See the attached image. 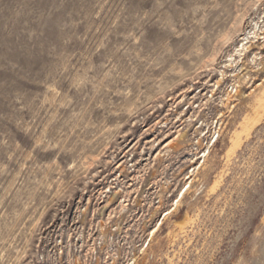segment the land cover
Returning <instances> with one entry per match:
<instances>
[{
  "label": "rangeland",
  "instance_id": "obj_1",
  "mask_svg": "<svg viewBox=\"0 0 264 264\" xmlns=\"http://www.w3.org/2000/svg\"><path fill=\"white\" fill-rule=\"evenodd\" d=\"M256 1L0 0V264L117 174L128 222L156 230L136 264H264L263 40L235 52ZM217 125L199 166L194 133Z\"/></svg>",
  "mask_w": 264,
  "mask_h": 264
},
{
  "label": "built area",
  "instance_id": "obj_2",
  "mask_svg": "<svg viewBox=\"0 0 264 264\" xmlns=\"http://www.w3.org/2000/svg\"><path fill=\"white\" fill-rule=\"evenodd\" d=\"M213 126L210 132L206 128L197 129L199 131L194 133L192 149L195 148L193 152L196 154L193 156L199 166L204 164L210 149L218 142L220 125L216 129ZM121 176L113 175L92 193L81 196L71 206L72 214L64 215V220L53 229L52 234L39 238L35 253L27 254L22 264H136L137 259L148 252L155 230L147 234L145 228L128 222V217L132 218L130 205L133 197L129 196V188H123L120 183ZM187 182L171 208L161 214L158 225L178 205L180 197L192 188H189L192 178ZM163 199L158 195L154 201L157 213L163 209ZM116 210L119 211L111 213ZM105 213H108L107 216Z\"/></svg>",
  "mask_w": 264,
  "mask_h": 264
},
{
  "label": "bare ground",
  "instance_id": "obj_3",
  "mask_svg": "<svg viewBox=\"0 0 264 264\" xmlns=\"http://www.w3.org/2000/svg\"><path fill=\"white\" fill-rule=\"evenodd\" d=\"M257 3H261L260 2V0H257L256 1ZM258 6V5H257ZM258 9V8H257ZM264 18V17H263ZM261 19V17H259L258 18V21H256L255 19H252L251 20V24L253 25V30L254 29H258V31L256 32V31H254V32H249V31H245L244 30V27H243V33L241 34V36L242 37H240L241 39H240V43H242V45H241V47L240 48H236L235 49V52L236 53H238V55H239V60L241 59L242 61L244 60V57H246L247 56V54L252 50V45H255L257 42H259L260 40H263V44H264V34L262 33V31H261V27H259V23L261 22V23H264V21H261L260 20ZM241 24L242 23H240V26H241ZM243 25V24H242ZM251 25V26H252ZM239 31V29H237V28H235V32L233 33V34H235L236 32H238ZM241 31V30H240ZM258 32H261L260 34L258 33ZM232 40H233V35H229L227 38H226V41H225V45L226 44H230L231 42H232ZM252 40H254V41H252ZM251 45V46H250ZM260 54V53H259ZM250 55V54H249ZM261 55V54H260ZM253 58H252V63L253 64H257V63H259L260 62V64H261V62H262V58L257 54V53H253ZM229 58V60L227 61L228 62V65H226V66H233L235 63H236V61H237V58L235 59L234 58V56L233 55H229L228 56ZM248 57V56H247ZM240 60V61H241ZM241 61V62H242ZM216 62H217V58L216 57H214L211 61H210V64L211 65H213V64H216ZM209 65V64H208ZM210 66V65H209ZM211 67V66H210ZM245 76V75H244ZM221 77H222V80H224V78H226L227 77V75L226 74H224V72H222L221 73ZM228 77H231V78H234V79H236L237 77H238V75L237 74H232V75H229ZM246 78V77H245ZM219 84V83H218ZM234 87V86H233ZM233 90H235V91H233ZM232 90V92L234 93V94H236L237 93V89H233ZM247 96H249V95H247ZM246 96V97H247ZM260 106L261 107H264V96H263V99L260 101ZM264 109V108H263ZM252 121V120H251ZM254 121V120H253ZM249 123V122H248ZM251 123V122H250ZM251 125V124H250ZM253 125H254V123H253ZM243 135V134H242ZM235 136V135H234ZM234 139H232V141H233V143H234V145H235V147L237 148V146L236 145H240V140H241V138H242V136L240 135V134H236V136L235 137H233ZM240 142V143H239ZM232 143V144H233ZM238 145V146H239ZM191 179V176L187 179V180H190ZM189 188H191V186L189 187ZM185 194H183V196H184ZM180 199H181V197H180ZM176 209V207L172 210V211H170L167 215L168 216H170L171 214H172V212H174V210ZM162 224V223H161ZM179 224H180V226L183 224V222L181 221V222H179ZM154 232H156V230L154 231ZM154 232H153V235H154Z\"/></svg>",
  "mask_w": 264,
  "mask_h": 264
}]
</instances>
